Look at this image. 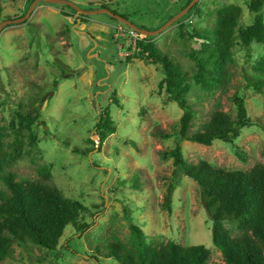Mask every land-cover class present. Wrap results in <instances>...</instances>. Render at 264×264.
Segmentation results:
<instances>
[{
	"label": "rangeland",
	"instance_id": "rangeland-1",
	"mask_svg": "<svg viewBox=\"0 0 264 264\" xmlns=\"http://www.w3.org/2000/svg\"><path fill=\"white\" fill-rule=\"evenodd\" d=\"M27 1L0 0V24L24 17L31 7ZM69 1L85 11L104 6L150 31L161 29L189 2ZM250 1L199 0L197 10L152 37L154 43L193 75L196 66L190 58L188 35L212 28L217 10L231 4L243 10L240 26L251 25L255 14L248 8ZM113 19L107 14L77 15L65 5L40 2L28 21L8 25L0 34V126H9L18 113H26L36 118L33 130L38 138L31 145L29 133H24L23 155L7 170L18 180H39V167L51 165L49 183L83 202L95 215L84 218L94 225L82 235L76 236L69 226L57 252L32 244L15 245L5 264H98L91 254L98 256L100 264H117L107 258L109 242L136 253L133 227L154 245L169 241L203 245L211 252L210 264H224L221 251L213 244V223L198 185L184 175L175 181L172 159L159 156L160 151L174 148L183 111L177 104L164 105L157 94L162 74L156 66L136 58L138 51L127 26ZM66 29L69 32L63 33ZM233 53L223 87L209 93L193 83L189 101L196 115L191 132L202 130L216 111L235 119V96L245 100L253 125L244 128L233 143L216 140L204 146L185 141L182 147L190 163L203 160L218 168L249 171L264 164V94L248 88L245 77L255 75L253 67L264 58V45L254 43L248 50L237 40ZM105 113L116 132L101 150L96 145L88 156L73 154V147L85 151L94 147L93 142L99 143L95 127ZM7 135L5 142L12 145L14 135L10 131ZM172 183L175 190L168 211L164 203ZM5 190L0 185V191ZM226 226L233 236L240 234L231 223Z\"/></svg>",
	"mask_w": 264,
	"mask_h": 264
},
{
	"label": "trees",
	"instance_id": "trees-1",
	"mask_svg": "<svg viewBox=\"0 0 264 264\" xmlns=\"http://www.w3.org/2000/svg\"><path fill=\"white\" fill-rule=\"evenodd\" d=\"M34 1L26 3L30 6ZM191 2L189 0L187 6ZM66 7L77 14L71 7ZM197 8L198 4L192 11ZM248 8L255 18L247 27L240 26L242 8L231 4L217 10L212 28L195 30L188 35L192 45L190 58L196 66L193 75L163 53L152 37L141 36L143 39L138 43L136 57L156 66L162 74L157 94L164 105L177 104L183 111L174 148L160 151L159 156L163 160L172 159L175 181L184 175L198 185L202 203L213 223V244L221 251L224 264H264V164H258L249 171H231L203 160L190 163L184 158L182 143L188 141L204 146H211L216 140L233 143L244 128L253 125L248 118L245 100L235 96V119L223 111H216L202 130L191 132L196 112L189 101L193 83L209 93L224 86L228 67L234 62L233 50L237 40L248 50L254 43L264 45V0H251ZM2 11L0 4V17ZM61 13L71 16L65 11ZM181 31L183 33V29ZM64 32H69V29ZM253 70L255 75L246 76L245 83L248 88L264 94V58L255 63ZM35 123L36 118L18 113L9 126H0V185L6 188L0 191V264H5L13 256L15 245L32 244L40 250L55 253L69 226L78 236L94 225V222L84 220L87 215L92 218L95 215L83 202L67 197L49 183L52 179L51 165L39 167V180H18L15 174L7 170L23 155L25 132L29 133L31 145L38 143L33 130ZM95 128L99 143L93 142L94 147L85 151L73 147V154L88 156L96 145L101 150L107 138L116 132L109 113L100 117ZM8 131L14 135L12 145L5 142ZM66 146L69 148L70 144ZM7 147L12 151L8 152ZM238 156L246 162L245 157ZM174 190L175 184L172 183L164 203L168 211L172 209ZM227 222L240 234L233 236L226 226ZM133 232L136 253L116 241H110L107 258H114L117 264H210L211 252L203 245L182 246L169 241L158 246L148 242L139 228L133 227ZM90 256L100 264L97 255Z\"/></svg>",
	"mask_w": 264,
	"mask_h": 264
},
{
	"label": "water",
	"instance_id": "water-1",
	"mask_svg": "<svg viewBox=\"0 0 264 264\" xmlns=\"http://www.w3.org/2000/svg\"><path fill=\"white\" fill-rule=\"evenodd\" d=\"M40 2L69 6L77 12V15L92 16V15H96V14H107V15H110L112 18L116 19L117 21H119L120 23H123L124 25H126L131 30L135 31L136 33H138L141 36L155 37V36H158L161 33H163L166 29H168L173 24H175L177 21H179L182 17L187 15L193 9V7H195V5L198 4L199 0H192V2L185 9H183L180 13H178L176 16H174L166 25H164L161 29H159L157 31H150V30L138 27V26L134 25L133 23H131L130 21H128L125 18L115 14L114 12H112L111 10H109L107 8H100L97 10L85 11V10H82L80 7H78L75 3H73L69 0H35L32 3L29 11L27 12V14L24 17L1 22L0 34H1L2 30L8 25L21 24V23L28 21L31 18L34 10L36 9L37 5Z\"/></svg>",
	"mask_w": 264,
	"mask_h": 264
},
{
	"label": "built area",
	"instance_id": "built-area-1",
	"mask_svg": "<svg viewBox=\"0 0 264 264\" xmlns=\"http://www.w3.org/2000/svg\"><path fill=\"white\" fill-rule=\"evenodd\" d=\"M122 30L126 31V29H123V28H122ZM127 32L129 33V36L131 38H133V42H134V46L133 47H134V49L139 52L138 43L140 41H142L143 38L141 37V35H139L138 33H136L133 30H128ZM116 36H118V35L116 34Z\"/></svg>",
	"mask_w": 264,
	"mask_h": 264
}]
</instances>
